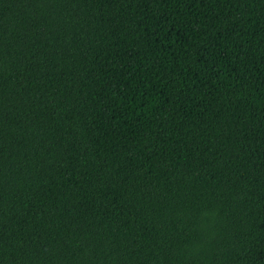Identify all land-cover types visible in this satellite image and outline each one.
<instances>
[{
  "label": "trees",
  "instance_id": "obj_1",
  "mask_svg": "<svg viewBox=\"0 0 264 264\" xmlns=\"http://www.w3.org/2000/svg\"><path fill=\"white\" fill-rule=\"evenodd\" d=\"M0 264H264V0H0Z\"/></svg>",
  "mask_w": 264,
  "mask_h": 264
}]
</instances>
